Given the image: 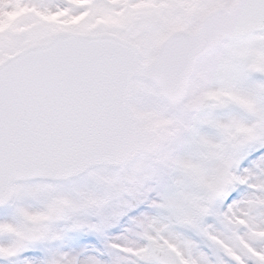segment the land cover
<instances>
[{
    "label": "snow or ice",
    "instance_id": "6c2138e0",
    "mask_svg": "<svg viewBox=\"0 0 264 264\" xmlns=\"http://www.w3.org/2000/svg\"><path fill=\"white\" fill-rule=\"evenodd\" d=\"M0 264H264V0H0Z\"/></svg>",
    "mask_w": 264,
    "mask_h": 264
}]
</instances>
